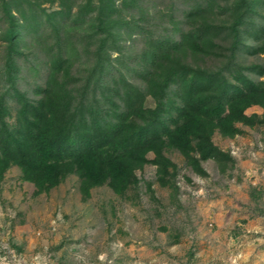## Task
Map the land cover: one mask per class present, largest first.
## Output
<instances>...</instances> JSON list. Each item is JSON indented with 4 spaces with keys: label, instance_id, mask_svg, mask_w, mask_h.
<instances>
[{
    "label": "rangeland",
    "instance_id": "obj_1",
    "mask_svg": "<svg viewBox=\"0 0 264 264\" xmlns=\"http://www.w3.org/2000/svg\"><path fill=\"white\" fill-rule=\"evenodd\" d=\"M194 1L198 0H113L117 8L113 16L137 21L153 34L161 32V23L171 34L176 27L172 37L178 38L188 31L182 17ZM248 1L236 47L222 42L218 56L192 61L187 55L185 61L218 72L231 85L244 88L238 80L242 76L264 88V0ZM58 8L57 4L48 7L47 13ZM83 16L88 21L85 28L97 26L95 11ZM124 31L105 50V90L96 91V103L85 101L102 125L113 118L100 122L101 116L120 108L116 82L122 78L144 86L139 75L145 63L144 37L140 33L126 37ZM93 33H84L85 57L72 65L65 82L75 98L82 83L76 79H83L99 38L94 40ZM25 34L24 29L15 34L21 40L15 46L19 54L14 55L11 71L4 60L6 48L0 46V101L6 111L3 121L10 129L17 126L15 94L32 105L43 96L47 70L41 46L49 47L53 41L48 38L43 45ZM176 89L173 85L164 116L168 127L176 121L180 106ZM154 104L147 96L143 106ZM244 114L255 116L253 125L235 122L237 134L225 136L213 128L210 135L229 160L221 164L200 160L202 173H197L164 139L159 151L146 153L147 162L134 168L131 183L119 193L108 179L87 186L75 169L38 192L23 179L19 167L10 165L0 175V264H264V105H251ZM191 155L199 158L196 151Z\"/></svg>",
    "mask_w": 264,
    "mask_h": 264
},
{
    "label": "trees",
    "instance_id": "obj_2",
    "mask_svg": "<svg viewBox=\"0 0 264 264\" xmlns=\"http://www.w3.org/2000/svg\"><path fill=\"white\" fill-rule=\"evenodd\" d=\"M55 4L59 8L47 13ZM249 4L248 0L194 1L182 17L188 31L174 38L176 27L171 34L161 23V32L153 34L137 21L128 23L113 16L117 10L113 0H0V46L6 48L8 71L15 68L14 55L19 54L15 49L21 40L15 38L18 31L24 29L26 36L33 35L30 40L43 45L48 38L53 39L49 47L41 46L47 70L43 96L32 105L22 94H15L19 108L14 129L3 121L6 111L0 101V175L15 165L39 192L55 185L64 172L75 169L87 186H99L108 179L112 190L119 193L131 183L134 168L147 162L146 153L159 151L164 139L197 173H202L200 160L212 159L218 164L229 160L210 141L211 132L217 128L223 135L233 136L238 133L235 122L253 125L255 116L244 114V109L264 105V88L242 76L238 80L244 88L231 85L218 72L200 69L185 57L190 55L195 61L196 57L218 56L222 42H231V49L236 47L238 27ZM90 10L95 11L98 24L85 28L88 21L83 20V13ZM221 15L225 16L222 21ZM122 30L126 37L135 33L144 37L145 63L139 73L144 86L122 78L116 82L120 108L101 116L100 122L113 118L102 125L93 106L85 105V101L96 103V91L100 94L105 90V50ZM89 32H95L91 35L94 40L99 38L83 79H76L82 83L75 98L65 82L72 65L85 57L81 42ZM173 85L180 106L176 121L168 127L164 116L170 108ZM147 96L154 100L153 108L143 106ZM195 151L198 159L191 155Z\"/></svg>",
    "mask_w": 264,
    "mask_h": 264
}]
</instances>
